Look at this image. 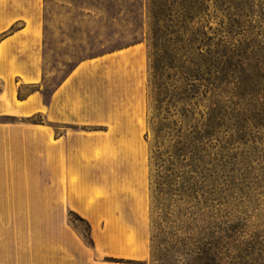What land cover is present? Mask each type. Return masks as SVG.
<instances>
[{
  "label": "crops",
  "instance_id": "crops-1",
  "mask_svg": "<svg viewBox=\"0 0 264 264\" xmlns=\"http://www.w3.org/2000/svg\"><path fill=\"white\" fill-rule=\"evenodd\" d=\"M41 4L0 0V264H148L141 112L127 107L144 48L78 61L45 99Z\"/></svg>",
  "mask_w": 264,
  "mask_h": 264
},
{
  "label": "trees",
  "instance_id": "trees-1",
  "mask_svg": "<svg viewBox=\"0 0 264 264\" xmlns=\"http://www.w3.org/2000/svg\"><path fill=\"white\" fill-rule=\"evenodd\" d=\"M210 3L147 0L151 255L169 234L178 238L177 224L193 223L208 237L182 243L185 264H222L218 241L223 237L210 230L207 148L219 129H229V121L240 125L237 133L255 117L264 122V32L262 41L246 35L234 39L243 30L241 17L247 16L244 1L212 0L214 11L220 9L227 19L225 33L218 34L206 19ZM236 251L232 264H248L244 258L264 264V239L249 236Z\"/></svg>",
  "mask_w": 264,
  "mask_h": 264
},
{
  "label": "rangeland",
  "instance_id": "rangeland-1",
  "mask_svg": "<svg viewBox=\"0 0 264 264\" xmlns=\"http://www.w3.org/2000/svg\"><path fill=\"white\" fill-rule=\"evenodd\" d=\"M243 1L247 16L241 17L243 30L233 37L237 39L246 35L262 41L260 33L264 32V22H261L264 19V0ZM41 8L45 33L44 68L49 74L42 88L45 99L52 87L78 61L133 43H138L137 50L144 48L145 60L141 74H137L140 95L137 87L136 105L128 103L127 107L136 106L141 112L145 179L141 192H136V204L138 217L148 224L150 239V180L153 166H150L149 160L151 133L147 124V0H42ZM214 10L211 0L206 19L218 34H224L227 19L220 9ZM226 125L229 129H219L217 140L213 139V145L207 148L206 161L210 162L207 166L211 167L207 184L211 193L208 197L212 199L214 228L210 230H215L217 237H223L218 241L221 263L232 264L236 263V246L240 241H245L249 236L258 241L264 239V122L255 117L254 121L249 120L245 124L248 125L246 130L238 133L235 126L240 125L234 120ZM146 132L149 134L147 140L144 138ZM67 218L88 240V227L83 217L68 212ZM192 224L181 225L182 230L177 224L178 238H172L169 234L160 248H156L154 255H151L150 248L148 264H185L188 257L186 250L181 252L182 243L193 245L204 235L197 225ZM173 229L166 232H173ZM243 263L250 264V260L244 258Z\"/></svg>",
  "mask_w": 264,
  "mask_h": 264
}]
</instances>
